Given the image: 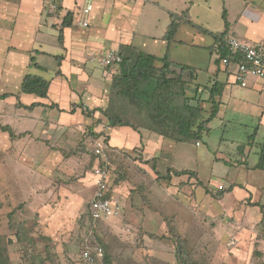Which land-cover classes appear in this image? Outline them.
<instances>
[{
    "label": "rangeland",
    "instance_id": "1",
    "mask_svg": "<svg viewBox=\"0 0 264 264\" xmlns=\"http://www.w3.org/2000/svg\"><path fill=\"white\" fill-rule=\"evenodd\" d=\"M221 2L211 4L214 26L221 22ZM20 72L7 71L0 80L16 89L23 78L16 75ZM198 72L201 88L210 85L212 74ZM226 76L219 73L221 80ZM230 84L201 144L176 147L173 164L194 170L198 177L192 180L203 181L196 194L185 188L186 182L176 178L171 183L166 177L165 159L171 154L161 151L159 157L144 160L138 147L111 157L114 184L125 201L116 218L94 221L88 214L95 191L90 172L94 142L100 137L96 134L108 137L106 126L99 132L93 129L100 119L91 126L61 128L58 141L52 136L28 143L29 156L23 158L14 156V145L0 151V248L7 249L9 262L84 264L82 249L100 244L111 264H264V170L253 168L264 138L259 103L264 92ZM187 90L196 95L195 87ZM205 101L210 97L199 92L193 103L203 106ZM209 113L203 114L208 118ZM132 120L136 128L149 121L143 116ZM251 137L253 144L248 142ZM37 153L43 159L37 161ZM216 155L232 164L216 160Z\"/></svg>",
    "mask_w": 264,
    "mask_h": 264
},
{
    "label": "crops",
    "instance_id": "2",
    "mask_svg": "<svg viewBox=\"0 0 264 264\" xmlns=\"http://www.w3.org/2000/svg\"><path fill=\"white\" fill-rule=\"evenodd\" d=\"M215 1L94 0L89 25L82 26L78 24L77 11L85 0H0V78L8 76L7 71L10 72L9 75L14 71H21L16 75L23 77L16 89H11L9 81L0 80V94H9L4 99L0 98V151L14 145V156L23 158L29 156L28 143L43 142L52 136L58 141L61 128L83 124L91 126L100 119L93 129L99 132L102 130L101 126L108 128V137H103L101 132L97 134L105 138L109 145L110 161L111 157L131 154L138 147L141 149L137 151L142 153L144 160L159 157L161 151L166 156L171 154L165 159L167 171L171 169L170 173L167 172V175L170 174L168 179H171V183L176 178L186 182L185 188L196 194L203 182L192 180L198 174L194 170L179 168L173 164L177 145L188 142H177L153 132L149 129V119L138 128L128 125L111 127L101 109L108 106L112 76L116 72L86 61L85 57L89 51L111 48H118L122 55L132 59L141 50L159 57L169 53L171 60L195 71L198 93L203 92L210 97V101L203 102L202 113L209 111V116L211 114L213 103L210 89L213 85L217 83L223 86L221 94L215 99L218 102V115L222 109L221 96L232 82L220 60L222 48L217 37L234 36L251 42L264 40V0H222V7L218 10L221 22L214 26L210 22V12ZM184 11L188 12L192 23H181L174 40L168 46L164 35L170 23V13ZM68 14L71 24L63 26ZM143 14L146 16L143 17ZM200 19H203L202 22H199ZM137 35L144 42L139 39L135 42ZM32 57L40 68L30 65ZM21 62L23 65L18 67ZM199 70L212 74L210 85L201 88L203 85L197 82ZM221 71L227 74L225 80L219 77ZM29 73L50 80L47 98L21 91L23 79ZM190 87L197 90L196 85ZM245 88L262 93L264 79L252 80ZM32 103L39 104L33 108L25 107ZM209 103L210 109L207 108ZM259 103L264 108V102ZM203 117L207 119L204 114ZM261 121L264 123V114ZM208 124L209 122L207 127ZM200 144V141L195 142L196 146ZM36 158L37 161L38 158L43 159V153H37ZM215 159H225L232 164L231 160L219 155ZM175 170H189L195 174L177 176L174 174ZM90 179L93 184L92 175ZM111 184L113 194L122 203L121 215L125 201L120 195L119 185L114 184L113 176Z\"/></svg>",
    "mask_w": 264,
    "mask_h": 264
},
{
    "label": "trees",
    "instance_id": "3",
    "mask_svg": "<svg viewBox=\"0 0 264 264\" xmlns=\"http://www.w3.org/2000/svg\"><path fill=\"white\" fill-rule=\"evenodd\" d=\"M223 16L225 25H227L226 14L224 13ZM68 18H70V14L65 17L63 26L71 24ZM183 22L192 23L188 12L170 13V23L164 35L168 46L174 40L175 34ZM62 36L61 31L60 39ZM219 36L217 37L218 40ZM228 55L230 52L222 48L221 56ZM30 65H36L40 68L34 57L31 58ZM195 79V71L189 66L179 65L171 60L169 53L159 57L141 50L137 52L134 59L123 55V61L120 63L118 71L112 76L108 106L101 109V112L111 127L128 125L136 128L132 117L143 116L150 120L149 129L159 135L174 139L177 142H197L205 132L209 131L207 123L217 115L218 102L215 99L221 94L223 86L216 83L210 89L213 104L210 116L204 119L201 105L193 103L198 98L199 90V85L195 83ZM191 85L197 87L196 95L192 97L187 90V87ZM49 86L50 80L29 73L23 79L21 91L47 98ZM7 96H9L8 93L0 94L1 99ZM37 104L39 103H32L25 107L33 108ZM252 137L248 140L250 144H253L254 141ZM258 146V161L253 168L264 170V140L259 142ZM241 148L242 146L239 147V149ZM220 160L226 164H231L225 159ZM244 163L247 164V161ZM168 171L170 173L171 169L169 168ZM174 174L179 176L195 173L189 170H175ZM166 177L170 178V174ZM230 190L232 188H229ZM222 191L219 192L222 193ZM88 214L92 219L90 205ZM182 260L184 261V259ZM105 262L111 264L107 251ZM184 263L188 264L185 261ZM0 264H11L7 249L4 247L0 248Z\"/></svg>",
    "mask_w": 264,
    "mask_h": 264
},
{
    "label": "built area",
    "instance_id": "4",
    "mask_svg": "<svg viewBox=\"0 0 264 264\" xmlns=\"http://www.w3.org/2000/svg\"><path fill=\"white\" fill-rule=\"evenodd\" d=\"M139 2L144 0H130ZM94 8V0H85L77 11L78 24L89 25V18ZM219 46L230 52L220 56L221 63L228 74L229 81L248 87L252 80L264 79V40L251 42L234 36L220 35ZM85 60L95 62L101 68L117 72L123 61L118 48L105 51H89ZM94 163L91 170L95 191L90 201L91 217L94 221L106 220L119 215L122 203L112 192V163L109 159V145L105 138L98 137L93 146ZM106 251L102 245H87L81 251L84 264H109L105 262Z\"/></svg>",
    "mask_w": 264,
    "mask_h": 264
}]
</instances>
